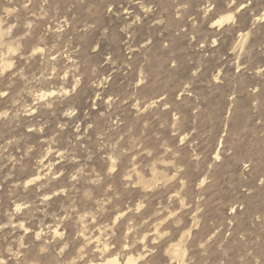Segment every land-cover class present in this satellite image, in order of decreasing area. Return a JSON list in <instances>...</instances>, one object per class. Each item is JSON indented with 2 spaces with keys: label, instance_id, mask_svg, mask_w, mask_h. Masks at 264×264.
Masks as SVG:
<instances>
[{
  "label": "rangeland",
  "instance_id": "obj_1",
  "mask_svg": "<svg viewBox=\"0 0 264 264\" xmlns=\"http://www.w3.org/2000/svg\"><path fill=\"white\" fill-rule=\"evenodd\" d=\"M129 256L264 264V0H0V264Z\"/></svg>",
  "mask_w": 264,
  "mask_h": 264
},
{
  "label": "bare ground",
  "instance_id": "obj_2",
  "mask_svg": "<svg viewBox=\"0 0 264 264\" xmlns=\"http://www.w3.org/2000/svg\"><path fill=\"white\" fill-rule=\"evenodd\" d=\"M232 18V14H227V15H224V16H222V17H220V18H218V19H216L215 21H214V24H222L224 21H228V20H230ZM41 96V95H40ZM86 242V241H85ZM90 243V242H89ZM83 247V246H82ZM80 250V249H79ZM98 250V249H97ZM80 252V251H79ZM105 258V257H104ZM107 258V257H106ZM90 262V261H89ZM103 262V261H102ZM102 262H101V264H102ZM129 262H131L132 264H137L136 263V260L133 258V257H131V256H129L128 258H127V260L125 261V264H129ZM91 264H93V263H91ZM95 264V263H94ZM99 264V263H98ZM107 264H122L121 262H119L118 260H117V258L116 257H113V258H109V259H107Z\"/></svg>",
  "mask_w": 264,
  "mask_h": 264
}]
</instances>
